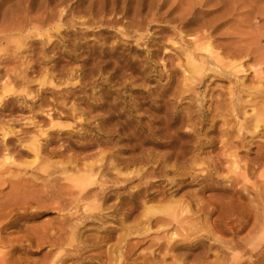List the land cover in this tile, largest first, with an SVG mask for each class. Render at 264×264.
<instances>
[{"label":"rangeland","instance_id":"rangeland-1","mask_svg":"<svg viewBox=\"0 0 264 264\" xmlns=\"http://www.w3.org/2000/svg\"><path fill=\"white\" fill-rule=\"evenodd\" d=\"M30 1L35 22L0 34L1 264H96L126 235L121 264H264V0ZM66 162L115 166L88 219L49 199L79 176Z\"/></svg>","mask_w":264,"mask_h":264},{"label":"bare ground","instance_id":"bare-ground-1","mask_svg":"<svg viewBox=\"0 0 264 264\" xmlns=\"http://www.w3.org/2000/svg\"><path fill=\"white\" fill-rule=\"evenodd\" d=\"M200 1V0H199ZM241 1V0H240ZM114 0H107L106 2H100L99 3V8H98V10L96 11L97 12V14L99 15V14H102V13H104L103 11L105 10V7L107 6V4H111V5H114ZM25 3V4H24ZM192 3V2H191ZM201 2H199V4H200ZM19 4L22 6L19 10V12H18V14L17 15H15V16H11L10 15V12H7V11H5V12H3V14H1L0 15V34L1 33H3V32H11L13 29H21V28H24L25 27V25L27 26V25H29V24H33V23H31V21L33 20H35V19H28V14L30 13V11L32 10V5H31V1L30 0H18V3H17V5L19 6ZM43 5V4H42ZM95 4L92 2L91 4H90V6H89V8H93V6H94ZM241 6V5H240ZM233 7V6H232ZM34 8V7H33ZM40 8V7H39ZM123 10V9H122ZM233 10H234V8H233ZM242 10V9H241ZM85 11V10H84ZM91 11V10H90ZM232 11V10H231ZM87 12V11H86ZM230 12V11H229ZM262 12V11H261ZM59 13V12H58ZM261 15H262V17H261V20L262 21H264V15L261 13ZM51 16V15H50ZM230 16V15H229ZM102 17V16H101ZM106 18V17H105ZM18 19H22V24L21 23H16V21L18 20ZM102 19L103 18H101V19H99V21L98 22H100V24L101 23H103L104 21H102ZM44 21H46L45 19H41V20H39V24H44ZM88 21H89V19H88ZM260 21V20H259ZM35 22V21H34ZM249 22V21H248ZM250 23V22H249ZM248 23V24H249ZM82 25V24H81ZM89 25V24H88ZM260 26V28L259 29H262V30H260L259 32H262L263 31V28L261 27L262 26V24L261 25H259ZM137 30V29H136ZM254 30H255V28H254ZM19 32V31H18ZM208 33V32H207ZM36 34V33H35ZM209 34V33H208ZM207 34V35H208ZM255 35V34H254ZM261 34L259 33V36H260ZM262 35H264V34H262ZM256 36V35H255ZM0 37H1V35H0ZM205 37H207V36H205ZM258 37V36H257ZM256 37V38H257ZM253 38V37H252ZM261 38V37H260ZM263 38V37H262ZM261 38V39H262ZM243 40V39H242ZM245 40V39H244ZM254 40V39H253ZM257 39H255L254 41H256ZM247 41V40H246ZM256 42H258V40L256 41ZM248 43V42H247ZM250 43H251V41H250ZM250 43H248V44H250ZM254 43H252V45H253ZM244 45H246V44H244ZM248 46V45H247ZM253 46H255V48L257 47L256 45H253ZM237 47V46H236ZM240 47L241 46H239V50H237V51H239L240 52V54L242 53V52H246L245 53V55L246 54H248L249 52H250V50H243L245 47H243V49H241L240 50ZM250 47V46H249ZM205 48H206V51H208L210 54H209V56L210 57H212V58H215V63L217 64V63H220L221 64V59L220 58H217L215 55H214V52L211 50V48H210V45H209V43H207L206 45H205ZM242 48V47H241ZM248 48V47H247ZM261 48V47H260ZM264 49V48H263ZM261 50V49H260ZM236 51V52H237ZM264 52V51H263ZM252 53V52H251ZM258 53V52H257ZM260 53H261V51H260ZM259 53V54H260ZM231 54V53H230ZM262 55H263V53H261ZM254 55L256 56V54L254 53ZM254 56V57H255ZM258 60V59H257ZM261 61V60H260ZM262 62V61H261ZM216 67H217V65H216ZM200 69V68H199ZM198 68L196 69V68H193V73H195V72H197V73H199L200 72V70H199ZM262 72V71H261ZM261 72H260V74H261ZM263 79L264 78V76H260L259 77V80L260 79ZM259 118H257V121H259L258 120ZM261 120H263L264 121V111L262 112V116H261ZM35 158H38V156L36 155L35 156ZM5 161V160H4ZM4 161H2V162H0V174H3L5 171H8V170H10V169H12L11 167H10V165H5L4 164ZM42 161V160H41ZM44 161V160H43ZM5 163H7V162H5ZM9 163V162H8ZM13 163V162H12ZM102 164L103 163H101L100 165H95V164H83L81 167H78V164H76L75 162H66V163H64V164H62V163H60V164H55V165H53L56 169H57V171L58 170H60L61 172H68V171H70V172H72V171H74L75 172V174H79V176H77V177H69L68 179H70V182H71V184H70V187H66V189H67V191L65 190L64 192H63V190L65 189L64 188V186L62 187V185H60V188H61V190H62V192L63 193H65L66 195L68 194L69 195V197H67V198H65V196L64 197H62V192L60 193V192H58L57 194H51V197H49V199H50V201L52 200V203H54L55 204V206H57L58 207V209L60 208L61 210H67V216L65 215V217H67V219H73V218H75V219H80V218H89L90 216L89 215H87V214H85L84 213V210L85 209H87V207H89V205H90V203H89V201L87 202L86 200H88V199H106L107 198V193H108V187L105 185V178H103L104 176H105V174L108 172V171H116V169H115V166H110L109 164L108 165H106L105 167H103L102 166ZM13 165H15V163H13ZM17 165H19V164H17ZM103 165H105V164H103ZM20 167V166H19ZM48 167L49 166H47V167H43L41 170L42 171H44V172H47V170H49L48 169ZM54 167H53V169H54ZM19 170V169H18ZM13 171V170H12ZM15 171H17V170H14V172ZM105 171V172H104ZM19 172H21V170L19 171ZM18 172V173H19ZM55 172V170L52 172V173H54ZM104 172V173H103ZM6 173V172H5ZM9 174V173H8ZM14 174V173H13ZM96 175H97V177L99 176H101L102 178L101 179H99L98 181H97V183H96V187H91V185H93L94 183H95V180H97L96 179ZM11 176V175H10ZM14 177V176H13ZM17 178V177H16ZM15 178V179H16ZM51 178V177H50ZM114 178V180L115 181H118V179H119V173L118 172H116V174H115V176L113 177ZM112 178V179H113ZM123 178V177H122ZM8 179H11V178H8ZM18 179H20V180H16L15 181V185H17L18 184V181H20L21 182V180H23V178H18ZM27 180V179H26ZM25 180V181H26ZM111 181V180H110ZM115 181H113V182H115ZM120 181V180H119ZM19 182V183H20ZM1 183H3V182H1ZM4 183H6V182H4ZM10 183H11V181H10ZM27 183V182H26ZM11 185H13V184H11ZM20 187V186H19ZM22 187V186H21ZM20 187V188H21ZM37 187V186H36ZM14 189V188H13ZM12 189V190H13ZM25 190V189H24ZM49 190V189H48ZM15 191V190H14ZM23 191V190H22ZM9 192H11V191H9ZM25 193V192H24ZM16 194H18L17 192H16ZM11 195V194H10ZM30 195V194H29ZM25 196V195H24ZM35 196V195H34ZM33 196V197H34ZM37 196V195H36ZM22 197V196H21ZM32 197V196H31ZM25 198H26V196H25ZM8 199V198H7ZM15 199V198H14ZM27 199H28V197H27ZM24 200L23 202L25 203V202H28V200ZM30 200H32L31 198H29ZM41 199H43L44 200V197H42V196H39V197H36L34 200H36V201H40ZM48 199V200H49ZM33 200V201H34ZM43 200H42V202H43ZM6 201V200H5ZM46 201V200H45ZM17 202H18V200H17ZM17 202H16V204H17ZM15 203V202H14ZM19 203V202H18ZM44 203V202H43ZM15 204V205H16ZM9 205V204H8ZM20 205V204H19ZM23 205V204H22ZM92 206V205H91ZM93 206H94V204H93ZM1 208V207H0ZM73 210V211H70V210ZM8 210V209H7ZM3 211V210H2ZM78 211H81V212H83L82 214H79V213H77ZM8 213V212H7ZM63 213H64V211H63ZM77 213V214H76ZM2 214V213H1ZM64 215V214H63ZM165 215H163V217H160V216H154V214L153 215H145V222H146V226L145 227H143V231H147L148 229H149V225H148V223H150L151 221H154V222H156V223H162V222H171V221H178V220H176V216H177V213H176V211H172V212H168L167 214H166V217H164ZM87 218V219H88ZM2 220V219H1ZM64 220V219H63ZM74 220V219H73ZM172 223V222H171ZM3 224H5V223H3ZM3 224H1V225H3ZM61 225H62V223H61ZM70 225H72V224H70ZM139 225V224H138ZM67 229V228H66ZM75 229V228H74ZM74 229H73V231H74ZM48 230V229H47ZM1 231V230H0ZM53 231V230H52ZM44 233V232H43ZM37 235V234H36ZM38 235H39V233H38ZM52 236H54V233H51V232H45V234L43 235H41L40 234V236H39V240H37V244L38 245H41V244H44L45 242H47V244H48V246L49 247H53V246H56V247H60V244L57 242V241H59V239L58 240H56V239H51L50 237H52ZM127 236V235H126ZM126 236H123L121 239H118V241L116 242V245L115 246H113V248L111 249V250H108V248L106 249V259L105 260H107V261H100V262H97L96 264H121V263H123V261L124 260H126V258L127 257H130L129 255L131 254V253H133V247H134V245L136 244L137 245V243H139V241H137L136 243H130V239H128V238H126ZM45 237H47L48 239L47 240H44V238ZM151 245H153V244H151ZM237 245V244H236ZM154 246H155V248H157V249H161L162 247L164 248V249H167V248H171L172 247V245H169V246H166V247H164V243H159V242H155L154 243ZM56 250V249H55ZM78 250H81V249H78ZM152 250V249H151ZM48 251V250H47ZM161 251V250H160ZM135 252V251H134ZM147 252V251H146ZM152 254V253H151ZM155 254V253H154ZM143 257H145L144 259H146V264L148 263V264H152V263H150V261L146 258V255H142ZM150 256V255H149ZM69 257H71V253H68L66 250H63V253H57V254H54L53 255V257L49 260V261H47L45 264H64L67 260H68V258ZM72 258V257H71ZM128 259V258H127ZM152 260V259H151ZM154 260V259H153ZM258 260V259H257ZM256 260V261H257ZM159 261V260H158ZM145 262V261H144ZM3 263V262H2ZM255 263V261H248V262H246V261H240V260H237V261H235L234 262V264H254ZM0 264H1V261H0ZM153 264H155V261H154V263Z\"/></svg>","mask_w":264,"mask_h":264}]
</instances>
